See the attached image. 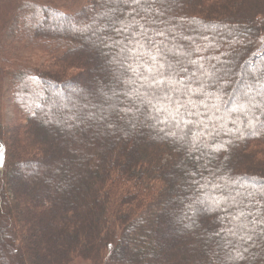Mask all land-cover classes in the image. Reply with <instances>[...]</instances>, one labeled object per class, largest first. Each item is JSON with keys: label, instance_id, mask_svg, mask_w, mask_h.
Instances as JSON below:
<instances>
[{"label": "trees", "instance_id": "1", "mask_svg": "<svg viewBox=\"0 0 264 264\" xmlns=\"http://www.w3.org/2000/svg\"><path fill=\"white\" fill-rule=\"evenodd\" d=\"M16 1L0 32V76L14 112L0 122V264H237V251L238 264H264V241L245 245L230 234L236 209L212 206L220 189L211 186L231 182L246 193L264 181V116L254 127L243 116L233 124L236 114L218 119L225 127L190 151L178 137L193 125L147 118L138 83L120 82L114 42L123 37L104 33L113 45L105 47L77 31L103 26L104 0ZM158 21L166 34L157 42L173 51L207 46L193 58L215 56L212 64L233 73L224 102L238 81L264 78V63L248 72L264 59V0H168ZM196 181L209 186L197 190Z\"/></svg>", "mask_w": 264, "mask_h": 264}, {"label": "snow or ice", "instance_id": "2", "mask_svg": "<svg viewBox=\"0 0 264 264\" xmlns=\"http://www.w3.org/2000/svg\"><path fill=\"white\" fill-rule=\"evenodd\" d=\"M167 6L168 0H104L102 7L105 10L97 14L100 20L105 21L103 26L94 22L77 31L90 32L97 37L100 45L105 47L113 45L108 43L111 37L105 36L104 33L114 32L123 37L114 42L121 46L123 56L120 66L126 79H121L120 82L138 83L139 87L134 89L135 98L144 106L145 111L142 114L147 118L169 128H179L181 124L186 128L193 125V128H189L178 137L190 151L197 149L200 137L212 138L218 134V127H225L223 123L217 124L218 119L224 120L236 114L232 120L233 124L245 123V120L241 119L243 116L247 124L254 127L253 121L259 122L264 116V111H261L264 109V78L254 76L253 83L238 81V87L229 100L224 102L221 95L225 90L223 82L233 73L223 65L212 64V60L218 59L215 56L193 58L196 53L206 51L207 46L205 48L196 46L191 51L187 46H181L173 51L164 40L157 42L156 37H163L166 34L165 30L159 28L158 18L165 14ZM168 31L171 33V29ZM203 39L208 37L205 36ZM191 43L195 44V40ZM123 95L129 96V99L133 98L127 92ZM213 100L220 102L210 103ZM113 107L118 112L130 111L115 105ZM221 108L225 116L218 117ZM137 111H140L139 107ZM194 129L202 130L197 132ZM227 131L230 132L232 129ZM203 147L208 145L205 143ZM195 159L199 160L200 157ZM194 183L198 185L197 190L209 186L200 185L198 181ZM252 184L253 191L246 193L239 191L231 182H226L223 186L220 184L211 186L214 190L220 189V192L212 197V206L217 209L222 207L236 209L235 214L231 216L235 223L233 228L229 229L230 234L238 237L245 245L255 246L257 242L264 241V181H252ZM189 208H192L191 204ZM243 251L248 252L249 249L244 247ZM230 259L238 264L245 257L243 253L237 251Z\"/></svg>", "mask_w": 264, "mask_h": 264}, {"label": "rangeland", "instance_id": "3", "mask_svg": "<svg viewBox=\"0 0 264 264\" xmlns=\"http://www.w3.org/2000/svg\"><path fill=\"white\" fill-rule=\"evenodd\" d=\"M16 0H0V32L3 29V26L10 20L15 9H16ZM4 41L0 39V44L3 45ZM11 49L5 46L4 50H6L9 55L13 58L17 56V52L14 48ZM264 63V59H260L258 64L255 65L254 70L252 68H248L249 74H256L260 70V65ZM248 67V66H247ZM9 81L6 78L0 76V122H4L5 124H9L12 122L14 118L13 112V100L11 98V93L9 92L8 87ZM60 90L63 88H59ZM66 90V89H65ZM66 91H69L68 89ZM72 91V90H70ZM53 98H58L57 93H52L50 95ZM22 172V171H20ZM22 174H24L22 172ZM3 257L7 258V254L3 249ZM72 264H89L88 262H84L81 260H75Z\"/></svg>", "mask_w": 264, "mask_h": 264}]
</instances>
